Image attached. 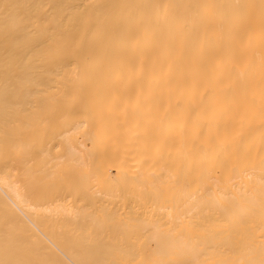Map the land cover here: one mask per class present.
<instances>
[{
    "label": "bare ground",
    "instance_id": "obj_1",
    "mask_svg": "<svg viewBox=\"0 0 264 264\" xmlns=\"http://www.w3.org/2000/svg\"><path fill=\"white\" fill-rule=\"evenodd\" d=\"M0 264H264V0H0Z\"/></svg>",
    "mask_w": 264,
    "mask_h": 264
}]
</instances>
